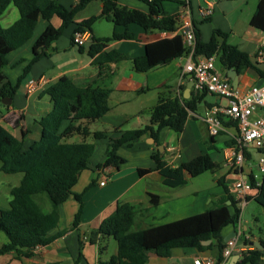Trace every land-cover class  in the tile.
<instances>
[{
    "label": "trees",
    "instance_id": "trees-1",
    "mask_svg": "<svg viewBox=\"0 0 264 264\" xmlns=\"http://www.w3.org/2000/svg\"><path fill=\"white\" fill-rule=\"evenodd\" d=\"M90 1L92 0H78L75 5L67 8L59 0H0V16L10 4L19 12V18L11 25L8 27L0 25V100L11 98L19 85L11 84L4 75L8 55L32 37L40 17L49 24L33 44V58L30 63L45 55L46 49L70 24H75V32L84 30L91 32L92 25L98 19L104 18L116 26L127 27L130 24H137L144 31L174 32L180 20V14L164 12L163 0H137L142 2L146 9L121 5L119 0H100L102 2L100 13L76 22V14ZM257 12H259L257 25L264 29V0L258 5ZM53 17L60 20L59 26L51 25L50 19ZM73 34L71 43L74 45ZM194 34L195 55L214 54L224 72L227 69H234L237 73L248 70L259 78H264V69L254 62L253 57L250 58L246 52L227 41L228 32L214 29L207 41L200 38L195 27ZM130 37L132 34L127 31L113 32L105 38L91 36L87 52L89 56L94 57L93 64L100 67L99 71L104 63L127 58L116 49L106 50L107 44L112 40ZM187 51L181 35L176 33L172 37L146 44L145 54L132 58L133 68L136 71H146L181 57ZM27 70L28 67L24 69V73H27ZM45 92L49 95L51 108L38 120L41 127L39 139L27 149H23L20 138L0 124V171L22 174L19 184L10 190L8 207L0 208V231L7 237V241L0 246V255L14 251L20 256L30 257L33 255L31 248L47 245L63 235L67 229L58 228L59 205L71 195L79 206L69 228L77 227L83 204L81 193L73 192V186L81 172L88 168L97 140L108 138L105 160L98 167L117 166L123 161L117 153L120 146H132L144 134H148L154 143L158 144L159 132L163 128L181 133L190 113L197 112L198 104L207 93L196 90L189 98H183L181 94L173 97L160 95L150 110L147 124L125 130L114 127L111 131L118 135L110 137L106 131L91 129V125L108 109L106 99L109 89L95 85L94 82L79 84L63 75L48 86ZM228 122H233L236 126L235 121ZM75 136L77 137L73 140ZM204 142H214V136L210 135ZM228 143L233 145L234 137ZM151 157L155 163L153 170L162 175L163 183L169 187L185 184L186 175L195 177L207 171L214 172L219 166L207 152L198 154L175 167L169 166L159 151L152 153ZM148 171L138 170L140 174ZM216 181L222 187V194L213 206L201 213L167 223L141 226L138 220L149 214V211L127 202L118 203L114 211L89 235V242L97 244L100 251L104 248L100 246V238L112 237L116 243L115 252L107 261H100L99 264H146L148 252L168 257L172 249L179 247L195 248L200 252L212 251L217 263H220L221 251L225 245L221 232L226 226L237 223L241 208L239 201L231 195L225 178L218 177ZM250 181V189L255 193L246 199H253L264 208V172L259 181L252 177ZM92 182L94 181H90L84 191L93 184ZM42 196L49 203L46 210L41 206ZM149 198L151 204L156 206L157 196L149 194ZM55 228L59 230L51 233ZM239 240L244 245L250 241L243 232ZM206 241L209 242L205 243ZM258 241L264 249V239L259 238ZM79 244L81 248L83 241ZM263 249L254 246L242 249L235 264H264ZM79 253L81 255V251Z\"/></svg>",
    "mask_w": 264,
    "mask_h": 264
},
{
    "label": "crops",
    "instance_id": "crops-1",
    "mask_svg": "<svg viewBox=\"0 0 264 264\" xmlns=\"http://www.w3.org/2000/svg\"><path fill=\"white\" fill-rule=\"evenodd\" d=\"M59 1L69 8L75 5L78 0ZM188 1L194 27L199 31L200 38L203 41L210 38L214 29H221L229 33L227 41L230 44L236 45L246 52L250 58L256 54L259 41L264 39V29L257 25L259 17L257 10L262 0L251 2L247 19L244 20L246 25L241 30L237 29L239 20H231V15L228 13L230 10L228 6L233 5L232 1ZM119 3L128 7L146 9V6L137 0H119ZM184 3L185 0H163L162 8L168 14H182ZM208 3L212 4L213 11L204 19L200 16V9ZM101 9L102 2L92 0L76 14L75 21L79 22L90 15L98 14ZM18 18V9L10 4L0 16V25L8 27ZM50 23L57 27L60 20L53 17L50 19ZM48 24V21L40 17L32 37L8 55V64L4 68L6 79L11 84L18 83L19 85L10 98V104H4L0 100V124L22 140L23 149H27L34 141L39 139L41 127L38 120L51 108V101L45 90L63 75L79 84L94 82L95 85L109 89L106 99L108 109L92 125H95L96 130L106 131L110 137L118 135V133L111 131L114 127L125 130L147 124L150 110L156 104L160 95L173 97L181 94L183 98H189L192 93L196 92L190 77L181 73L182 67L187 61L185 54L146 71H136L133 68L132 58L144 55L146 44L162 38L172 37L176 32H149L144 31L137 24L123 27L116 26L112 21L104 18L98 19L92 25V31H89L91 36L105 38L113 32L124 33L125 31L132 34L130 38L112 40L105 47L106 50L116 49L127 58L117 62L104 63L101 66V71H99L100 67L93 64L94 57L89 56L87 52L91 39L82 48L71 43V36L75 32V24H70L66 28L67 33L62 32L59 38L51 43L50 47L46 49L45 55L30 63L33 58V44ZM258 65L264 69V64ZM27 67V73H24V69ZM225 74L233 86L232 78L227 75V70ZM237 75V85L233 87L239 91H245L252 85L264 86V78H259L251 71L243 70ZM30 79L35 80L37 85L32 92L27 93L25 85ZM209 95L212 96L211 99L207 98ZM224 104V98L207 92L198 104L197 112L190 113L181 133L163 128L159 132L158 144H155L148 134H144L132 146H120L117 153L123 161L117 166L98 167L105 160L108 138L97 140L88 168L81 172L78 181L73 186V192L81 193L83 204L77 227L69 228L79 206L77 200L71 195L59 205L60 220L58 228L67 229L63 235L47 245L31 248L33 255L30 257L20 256L14 251L1 254L0 264H99L100 261H107L109 257L106 258L104 253L109 246V237L100 238V246L104 247L100 251L97 244L89 242V235L105 217L114 211L118 203L127 202L147 209L149 214L138 220L141 226L167 223L201 213L213 206L222 194V187L216 182L215 173L211 174L212 182H190L193 181L192 177L186 175L185 184L169 187L163 183L162 175L157 170H153L155 163L151 154L159 151L162 153L163 160L169 166L175 167L181 162L206 152L200 147L201 139L210 137L204 120L205 115L211 106H223ZM228 121L225 119L222 121L223 129L220 130L218 135L214 136V142L209 143V147L213 148L209 155L219 164L215 172L220 171L219 177L225 178V183L229 186L231 195L237 200L236 189L233 188L236 181L240 178L247 180L250 177L256 181L260 179V176L248 165L250 163L248 160L253 159V150L256 153L255 167L257 168L258 154L252 144H248L245 147L247 160L242 171L232 170L228 160L232 144L228 142L237 133V126ZM178 153L180 156H177ZM139 169L149 171L140 174ZM102 174L106 176V182L100 185L99 180ZM227 180H232V182L228 183ZM90 181L94 182L84 191ZM18 184L19 182L16 185L9 186L8 202L10 190ZM254 193L253 189L247 191L245 199L241 204L238 203L241 208L239 219L235 225H228L222 230L223 239L230 232L235 231L237 225L241 227L244 236L248 237L250 241L259 240V238L264 239L263 229L258 227V234H256L243 220L242 208L253 200H247L246 197L252 196ZM149 194L157 196L158 203L156 206L151 204ZM255 220L257 221L256 217ZM253 227H257V225L254 224ZM58 228L52 230L51 233H55L59 230ZM248 230L250 232L247 234ZM80 241H83L81 248ZM251 246L249 242L244 245L239 240L235 251ZM235 251L230 258V263ZM210 254H212V251L200 252L195 248L179 247L172 249L168 257H161L154 252H148L146 264H193L194 258Z\"/></svg>",
    "mask_w": 264,
    "mask_h": 264
},
{
    "label": "built area",
    "instance_id": "built-area-1",
    "mask_svg": "<svg viewBox=\"0 0 264 264\" xmlns=\"http://www.w3.org/2000/svg\"><path fill=\"white\" fill-rule=\"evenodd\" d=\"M189 1L185 0L184 11L180 14L179 24L174 31L181 35L183 44L188 49L185 54L187 61L182 67V75L187 74L193 81L194 89L206 91L225 99L223 106H211L206 115L205 122L211 136H216L223 129L222 121L236 122L238 133L234 136L235 143L228 155L229 165L233 171L241 172L247 160L245 147L252 144L258 159L257 169L264 172V86L252 85L245 91L234 88L223 70H217L216 55H195L194 24L188 7ZM212 4L208 3L200 9V16L207 18L212 13ZM175 33V34H176ZM88 30L76 31L73 34V43L76 46H84L90 40ZM254 62L264 64V39L259 41ZM37 82L30 79L26 83V92L30 93L36 87ZM177 156H180L178 153ZM106 182V176L102 174L99 184ZM250 179L240 178L234 183L237 200L242 203L245 194L250 190ZM235 235L225 242L221 251V262L217 263L216 256L210 254L194 258L193 264H230V258L236 250L237 243L242 233L241 227L236 226ZM38 247V246H36ZM242 249L237 251L240 253Z\"/></svg>",
    "mask_w": 264,
    "mask_h": 264
},
{
    "label": "rangeland",
    "instance_id": "rangeland-1",
    "mask_svg": "<svg viewBox=\"0 0 264 264\" xmlns=\"http://www.w3.org/2000/svg\"><path fill=\"white\" fill-rule=\"evenodd\" d=\"M229 1H232L233 5L228 6V8L230 9L228 13L231 15V20H239V25H237V29L241 30L242 28H244V25H246V22H244V20L247 19L248 13L250 11L249 7L251 5V2H253L254 0H229ZM246 1L248 4L245 3ZM63 33H67L66 28L63 30ZM215 66L217 70H220L221 66L217 59L215 61ZM207 98L211 99L212 96L209 95L207 96ZM95 128H96L95 125H92L91 129H95ZM76 137L77 136L73 137L72 139L75 140ZM207 139L208 138L203 139V140L201 139L203 145L201 144V141H200V147L204 149V151L206 150V152L209 153L213 148L209 147V143L204 142ZM252 152H253V159L248 160V162L250 163L248 162L247 163L253 168L254 172L258 176H261L260 171L255 167L256 153L253 150ZM215 171L213 173L207 171L196 177H192L193 181H190V182H212L211 174H214V173L216 174L215 180H217V178L220 176V171H218L217 173ZM21 176H22L21 173L8 174L3 171H0V208L5 209L8 207L9 186L16 185L20 181ZM226 182L231 183L232 180H227ZM41 200H42V203H41L42 208L44 210L48 209L49 203L45 199V197L42 196ZM242 215H243V220L246 222L249 228L252 229V231H254L256 234H258V230H257L258 227L263 229L264 231V208L258 205L254 200L249 201L248 204L242 208ZM255 217L257 218V221L255 220ZM254 224L257 225V227H253ZM248 232H250V230H248L246 233L248 234ZM109 240H110L109 246L106 252L104 253L106 258H108L109 255L114 253V251L116 250V243L114 239L112 237H109ZM6 241H7V237L5 233L0 231V246Z\"/></svg>",
    "mask_w": 264,
    "mask_h": 264
},
{
    "label": "water",
    "instance_id": "water-1",
    "mask_svg": "<svg viewBox=\"0 0 264 264\" xmlns=\"http://www.w3.org/2000/svg\"><path fill=\"white\" fill-rule=\"evenodd\" d=\"M227 75L232 78V81H233V86L236 87L237 85V79H238V75L236 73V70L234 69H227ZM1 102L4 103V104H10L11 103V99L10 98H1ZM227 203L229 204L230 202L227 201ZM235 231H232L230 232L228 235H226L224 237V242H226L227 240H229L232 236L235 235ZM209 241H206L205 243H208ZM249 245H252L258 249H263V246L262 244L258 241V240H252V241H249ZM264 250V249H263ZM240 257V253L238 251H235L234 253V257L231 261L230 264H235L236 261L239 259Z\"/></svg>",
    "mask_w": 264,
    "mask_h": 264
}]
</instances>
